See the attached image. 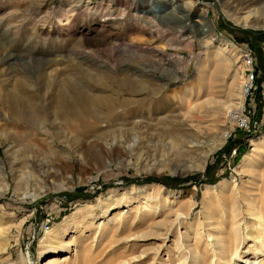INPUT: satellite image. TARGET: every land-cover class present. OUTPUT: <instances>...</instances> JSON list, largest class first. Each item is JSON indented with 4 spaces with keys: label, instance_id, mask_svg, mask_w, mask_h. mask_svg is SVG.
<instances>
[{
    "label": "rangeland",
    "instance_id": "obj_1",
    "mask_svg": "<svg viewBox=\"0 0 264 264\" xmlns=\"http://www.w3.org/2000/svg\"><path fill=\"white\" fill-rule=\"evenodd\" d=\"M161 1L0 0V56L12 54L31 62H16L8 75L0 70V264H24L25 260L45 264L50 255L39 257V242L67 218L73 219L67 239L73 235L80 239L82 232L89 235L83 244L87 262L113 264L127 253L123 245L111 248L112 240L107 239L90 251L94 229L89 230V224L102 220V211L109 203H118V207L111 204V215L146 202L154 204L158 199L161 203L169 198L167 192H173L176 195L169 200H174V209L192 206L187 222L180 227L183 233L202 209L203 191L210 189L206 202L214 205L221 183L232 181L239 188L246 181V174L240 175L238 168L252 148L251 141L264 134V116L259 133L257 127L234 131L228 122L233 112L227 113V118V114L217 117L188 108L202 97L203 85L210 80L206 73L215 69L217 63L212 58L218 49L224 51L232 76L238 68V72L243 71V51H250L255 58L256 77H261V71L264 75V0L239 11L232 9L234 0H177V9L168 10ZM169 12L174 17L187 15L188 20L183 16L182 20H168L165 14ZM200 16L212 27L215 38L227 44L212 42L203 34ZM150 18L154 22L152 34L146 26ZM166 23L168 27H164ZM237 23L250 27L241 28ZM234 41L243 42V47ZM117 47L126 49L125 54L135 60L136 72L140 71L137 64L143 67L170 60L180 79L166 87L162 78V83L156 84L157 91L145 84L149 90L140 94L124 89L120 81L94 87L93 74L111 65L98 68L99 63L94 65L87 57L101 51L110 63V57L121 55V51H112ZM39 59H47V64L36 70L32 64ZM238 78L235 97L242 81ZM156 79H161L159 73H155ZM255 81L259 86L258 78ZM225 89L216 94L221 102L228 93ZM191 91L192 97L184 96ZM82 95L105 100L88 107L79 100ZM249 98H256V93L244 99L247 111ZM189 121L196 132H181ZM167 126L178 129L180 135L186 133L201 147L187 155L185 165L173 157L180 138H173L176 151L164 148V142L170 141L162 134ZM225 132L228 136L222 143ZM196 134L203 139L198 140ZM201 154L209 157L202 169H196ZM41 187L45 192L36 200L21 196ZM67 196L73 200L67 201ZM160 214L156 218L162 221L165 214ZM146 243L150 247L155 242ZM137 250L140 248L132 251ZM242 256L239 264L254 261L251 254ZM152 259L151 255L145 263L151 264Z\"/></svg>",
    "mask_w": 264,
    "mask_h": 264
},
{
    "label": "bare ground",
    "instance_id": "obj_2",
    "mask_svg": "<svg viewBox=\"0 0 264 264\" xmlns=\"http://www.w3.org/2000/svg\"><path fill=\"white\" fill-rule=\"evenodd\" d=\"M118 1L122 2V0ZM176 2L177 0H162L160 4L161 6H165L166 10H168L171 9V7L175 8L174 6H177ZM261 2L262 0H234L231 4H234L232 9L239 11L249 9L251 6L260 4ZM157 8H160V6ZM189 9H191V7ZM180 13L183 14L184 12L181 10ZM181 14L180 16H175L176 20H182V16L188 20L187 15ZM165 15L168 17V20L171 18L172 20H175V17L171 12L166 13ZM199 23L200 25H203V34L210 36L209 39L212 42L215 40L218 41L219 44L225 42L222 38H215L212 27L204 23V18L202 16L199 17ZM152 25L154 26V22L153 19L150 18L148 23H146V26L149 29V34H152ZM237 25H240L241 28L250 27V25L247 26L244 23H237ZM168 26L169 23H166V26L164 27ZM225 43L227 44V41ZM119 49L120 48L118 47L113 48L112 51L120 52L121 50ZM125 51L126 49L120 52L121 55H118L120 58H117L118 56L110 57L112 58L110 59V63H108L106 58L104 60L102 54L99 53L101 51L96 52V55L88 54L89 57L87 58L90 60L87 61L94 65L99 63L96 64V67L98 68L103 69V67L105 68L108 64L111 65V67H108L105 71L102 72L101 70L98 73L93 74L91 82H93L92 84L94 87L101 88L109 83L111 84L120 81L121 86L124 89H127L132 93L140 94L145 90H149V88L145 87V84L152 86V88H156L157 91L159 90V86L157 88L156 84L162 83V78L166 80L162 83L163 86L166 87L169 86L170 83L178 82L180 79L178 76L179 70L171 65L170 60L159 64H151L150 66L142 64L143 67H141L140 64H137L140 71L136 72L137 69H133L135 64H133V62H135V60L127 56ZM115 52L113 54H115ZM249 52L243 51V54L241 55L243 71L241 69L240 72H238V68V70H235L236 74L232 76L231 73H229L230 67L228 66V60L223 57L224 51L218 49L215 57L212 58L213 62L217 64L213 71L206 73L210 76V80L203 85L202 97L196 99L193 106L189 107L188 110H193L198 113L204 112L205 114L217 117L224 116L227 113L229 114L231 111L233 113L230 114L231 120L228 122L232 125L235 117L238 122L249 124V113L245 107L246 100L244 101V99L251 96L254 92L257 93V91H259V86L256 84L254 78L256 77L257 70L255 69V58H253V55ZM0 57V70H6V72H8L7 75L11 69L10 67L12 65H17L15 64L16 62H20L21 65L31 63L30 61H26L27 59H18L12 54H6L3 57ZM46 62L47 59L45 61L39 59L32 65L37 70L40 67L44 68V65L47 64ZM253 71L254 75H251L253 74ZM155 73H159L161 79H156L154 81L153 77H155ZM239 73L242 81L239 88V96L237 95L236 98L235 93L238 85L236 84L237 82L235 78H238L237 75H239ZM139 74L148 80L139 78ZM231 76L233 78L226 87L227 80L229 81ZM240 77L238 79H240ZM5 78L8 79L9 77L5 76ZM203 78L207 80V76H204ZM224 87L226 88L224 92L228 91V93L224 95V101L221 102L218 100L216 94L222 93ZM11 96L8 94L9 98H11ZM184 96L192 97V91L190 94H184ZM232 97H235V99L232 100ZM79 100L88 107H92L98 105L105 99L100 100L97 97H85V95H82ZM94 118L99 117L98 115H95ZM191 124L192 121L186 122L184 129H182L181 132H196L191 129ZM258 128L259 126L256 128L259 133L260 131H258ZM240 129L244 132L248 131L249 125H239L238 128H234L233 130L237 131ZM177 130L178 129L173 127L169 128L167 126L164 131H162L163 135L170 138V141L164 142V148L165 150H169V152L176 151L173 138H180L178 144L179 148L174 153L175 156L173 157L178 160L179 164L185 165V158L187 155L190 152L200 150L201 147H198L197 145L195 146V144L192 143L191 137L186 133L180 135ZM196 136L198 135L196 134ZM227 136L228 132H225L222 136V143L226 141ZM202 139L203 137L198 136V140ZM251 142L253 143L252 148L250 152L244 156L242 163L238 168L240 175L246 174V181H242L239 188L232 181L221 183L217 187V189H219L217 195L220 194V196L216 195L214 201L215 206L206 202V197L211 192L210 189L208 188L203 191V198L201 200L202 209L200 213L197 214L195 223L193 225L189 224L183 233H181L180 227L187 222L192 211V206H175L176 208L174 209V200H169L171 195L172 197L173 195H176L173 192H167L166 195H168L169 198L166 197L161 203L158 202V199L154 204H148V202H146L147 204L145 206L140 205L141 207H139L137 205L134 208L132 207L133 209H129L127 212L120 210L119 212L110 215L109 210L113 209L111 204H115L114 207H118V203L115 201V203H109L105 210L102 211L103 218L100 222L89 224L91 227L89 230L94 229V233L90 236L92 240L90 243V251L92 252L94 249L99 248L104 240L109 239L110 241L111 239V248L123 245V248L127 250V253L121 258L117 260L115 259L113 264H146L145 262H147L148 257L151 255L153 256L151 264H235V262L239 264L240 260L243 259L242 255L247 256L249 254L252 255L254 261L247 262L248 264H264V134L257 140ZM215 148L216 147L211 148V152L214 151ZM208 157L209 154H201L198 156L196 161L198 165L195 166L196 169H202L205 166ZM174 158L172 159V162L174 161ZM18 183L16 185H20ZM58 188L61 189L63 186H58ZM44 192L45 187H41L30 194L25 192L21 196L36 200ZM178 205H180V203ZM219 206L222 207L218 208ZM165 208H168L166 214L163 213ZM182 208H184V211ZM142 209L145 211L144 213H141ZM160 212H162V214H160ZM158 213L160 216L165 214L162 221L159 220L160 217L156 218ZM245 215H247V220L245 219ZM72 220L69 218L65 219L61 224L57 225L55 229L47 232L40 240L39 257L41 258L42 256L50 255L45 264H90L87 262V259L83 254V244L87 241L89 235L85 236L82 232L83 237L80 239L73 237L74 235L69 237V239L66 238L69 229L72 226ZM143 225L146 227H142ZM141 227L142 230L144 228L143 231L139 229ZM175 227H177L176 238L172 236ZM84 232H87L86 228ZM0 238H2L1 234ZM147 241H154L156 244L152 243L153 246L149 247V244L146 243ZM158 242L162 243V246L158 245ZM135 247H139L140 250L133 252L132 250ZM244 248L245 252L242 251ZM60 252H63V254L58 256V253ZM256 256L263 257V260L258 261ZM155 260H158V262H155ZM24 264H29L28 260H25ZM244 264L246 263L244 262Z\"/></svg>",
    "mask_w": 264,
    "mask_h": 264
},
{
    "label": "built area",
    "instance_id": "obj_3",
    "mask_svg": "<svg viewBox=\"0 0 264 264\" xmlns=\"http://www.w3.org/2000/svg\"><path fill=\"white\" fill-rule=\"evenodd\" d=\"M251 75H254V71L253 74ZM254 78H258L259 91H257L256 93V98H249L248 113L250 115V122L249 124H242L241 122H238L235 117L233 125L231 124L233 129L238 128L239 125H249V131H252L260 125V119L262 116H264V75L262 71H261V77H254Z\"/></svg>",
    "mask_w": 264,
    "mask_h": 264
},
{
    "label": "trees",
    "instance_id": "obj_4",
    "mask_svg": "<svg viewBox=\"0 0 264 264\" xmlns=\"http://www.w3.org/2000/svg\"><path fill=\"white\" fill-rule=\"evenodd\" d=\"M234 42L236 43V45L243 47V46H242V45H243V44H242L243 42H241V41H234ZM204 176H205V178H207V179L209 178L208 173H206ZM156 182H159V181H156ZM209 183H213V181H209ZM162 184H164V183H162ZM164 185H165V184H164ZM72 197H73V196H72ZM72 197L67 196V197H66V198H67L66 200H67V201H69V200H73Z\"/></svg>",
    "mask_w": 264,
    "mask_h": 264
}]
</instances>
